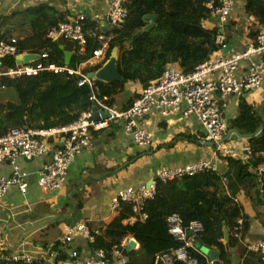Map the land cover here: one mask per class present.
I'll return each mask as SVG.
<instances>
[{"label": "trees", "instance_id": "16d2710c", "mask_svg": "<svg viewBox=\"0 0 264 264\" xmlns=\"http://www.w3.org/2000/svg\"><path fill=\"white\" fill-rule=\"evenodd\" d=\"M209 1L125 0L127 16L124 23L111 26L108 32H101L99 23L87 17L83 22L84 51L72 55L67 65L62 49L66 43L47 38L52 28L67 21L64 15L60 16L52 9L40 5L17 16L11 14L1 18L0 38L16 39L20 54H46L35 63L71 69L90 59L93 51L105 44L102 63L84 70L82 73L85 74L100 69L115 49L121 80L96 83L99 98H106L104 103L113 107L127 84H140L144 89L172 65H176L182 74H190L197 66L209 61L214 53L223 50L217 41L221 28L203 26L210 18ZM245 10L264 21V0H246ZM147 15L156 17L152 26L151 21L143 20ZM15 17L17 19L13 21ZM25 29H29L31 35L22 36L27 34ZM15 63V57H7L0 61V70L11 68ZM78 80L75 74L49 71L35 76L0 77V138L15 128L48 130L66 126L83 112L92 111L94 103L90 94L76 86ZM226 126L227 132L235 130L238 135L251 136L246 139L252 153L247 162L218 156L226 164L225 173L204 169L166 182L156 179L155 194L151 199L140 203L119 201L107 222L89 224L93 236V241L88 242L90 252L93 255L102 253L103 264H112L117 260L114 251L119 250L126 264H132L130 259L138 255L162 256L182 248L184 243L170 233L168 219L176 215L186 229V237L193 240V247L187 252L196 264L209 261L200 248L215 251L222 264H264L261 256L245 243L251 217L236 201L240 190H244L251 201V193H260L257 168L264 166V105L257 107L241 95L236 116ZM185 138L193 142L197 139ZM143 215L146 216L144 219ZM238 220H241L240 224ZM194 223L200 228L197 233L189 230ZM124 239H132L136 246L121 247ZM65 245L62 241L55 242L50 248L46 246L45 255L31 264H58L67 260ZM52 252L58 253L53 261L48 257Z\"/></svg>", "mask_w": 264, "mask_h": 264}, {"label": "crops", "instance_id": "0c3cea01", "mask_svg": "<svg viewBox=\"0 0 264 264\" xmlns=\"http://www.w3.org/2000/svg\"><path fill=\"white\" fill-rule=\"evenodd\" d=\"M40 5L54 10L60 16L64 15L67 20L80 14L91 19L97 16L95 21L99 23L101 32H108L112 28L106 15L109 9L108 0H0V19L11 14L17 16ZM245 6L246 0H232L226 23L220 29L228 50L226 54L222 53L223 50L214 53L210 60L219 55L229 57L240 54L258 46L257 36L264 35V21L261 22L246 12ZM16 19L17 17L13 18V21ZM203 26L212 29L218 27V24L210 17L203 22ZM25 31L27 34L22 36L32 33L29 29ZM69 43L64 53L69 52L71 58L74 45L69 47ZM103 59L104 54L99 59L82 62L77 70L83 72L99 65ZM253 62L262 65L263 81L259 89L243 95L247 102L262 107L264 50L260 54L241 59L235 76L243 77ZM142 90L140 84H127L124 92L116 97L113 107L117 110L129 108ZM240 96L232 95L222 100L227 125L236 116ZM139 125L150 135V146H137L130 134L123 130L121 121L110 122L107 128L98 132L91 130L90 147L82 150L69 162L67 181L60 190L44 192L37 185V174L49 162L51 153L32 161L17 159L20 170L25 173L27 191L22 195L17 187H11L0 198V250L42 258L55 242L63 241L66 230L81 223L89 226L90 223L107 222L113 214L110 202L114 196L128 187L149 186L161 169L212 162L216 166L215 170L220 173L227 171L225 162L214 158L213 146L203 141V128L196 117L184 116L181 110L169 112L167 115L152 111ZM182 135L184 137H179ZM187 136L197 139L193 142L185 138ZM230 139L237 149L246 144V139L234 134ZM54 145L57 147L59 142L54 141ZM11 172L12 168L8 163L0 164V178L11 176ZM251 194L253 201L246 196L244 190L236 195V201L251 217L250 229L245 237V243L249 245L264 238V194ZM46 246L49 247L46 249ZM71 248L78 251L81 260H95L84 237L74 235L73 241L65 245L64 250L68 253ZM130 260L132 264H162L156 262V256L151 255H138ZM115 261L112 264H117V260ZM176 263L170 261L166 264Z\"/></svg>", "mask_w": 264, "mask_h": 264}, {"label": "built area", "instance_id": "2783aa9c", "mask_svg": "<svg viewBox=\"0 0 264 264\" xmlns=\"http://www.w3.org/2000/svg\"><path fill=\"white\" fill-rule=\"evenodd\" d=\"M109 9L107 12L108 23L112 27H117L124 23L127 10L124 6L125 0H108ZM210 10V17L217 21L218 27L226 23L227 16L232 7V0H210L207 3ZM83 14L61 22L55 28H52L47 38L52 41L63 40L66 44L71 42L75 48L72 54L79 55L84 51L86 38L83 34V22L86 20ZM98 17L94 16L92 20ZM218 43L224 49L225 38L221 33L217 37ZM258 46L251 47L245 52L234 54L229 57L219 55L214 59L204 62L197 66L190 74H182L174 65L168 66L162 76L145 87L140 96L135 99L132 105L124 110H117L104 103L106 98H99V89L96 85L101 82L95 78H89L88 74L82 73L76 69L57 67L54 65H42L32 61L29 63H15L11 68L0 70V77L17 78L21 76H35L40 72L49 71L54 73L67 72L79 77L76 86L81 88L87 86L89 89L90 100L96 107L97 117L94 118L93 111L83 112L74 122L48 130H25L12 129L0 138V164L8 163L11 168V176L0 178V198H2L8 189L17 187L22 195L26 194L27 184L25 182V173L17 164V159L32 161L36 158L50 155V160L37 174V185L44 192L60 190L67 181L69 162L82 150L90 147V131L103 130L110 122L121 121L123 130L130 134L133 142L137 146H150L151 138L148 133L140 127L141 120L152 111H158L162 115L169 112L182 111L184 116H194L200 122L203 128V141L213 144L214 158L218 156L229 157L247 162L251 158V149L246 143L240 149H237L234 143L229 139L222 142L227 134V126L224 119V105L222 100L232 95H243L245 92L257 90L261 87L262 65L257 62L250 64L245 75L241 78L235 76L237 64L243 58H249L251 55L260 54L264 50V35L257 37ZM66 44L62 46L64 50ZM106 45L103 44L93 51V59H99L103 56ZM22 55L16 48V39L0 38V61L7 57ZM40 59L45 58L46 54H40ZM39 59V60H40ZM107 113V117L103 115ZM53 140V141H52ZM54 141L59 142L56 147ZM204 169H216L212 162H200L175 169H161L157 172L156 178L149 186H139L137 188L128 187L120 191L111 199L110 208L113 211L119 204V201H135L140 203L145 199H151L155 194V181L166 182L176 177L193 175ZM264 166L257 168V174L260 181V193L264 194ZM143 219L146 217L142 216ZM170 233L174 238L184 243L182 248L173 250L165 255L156 256V262L166 264L174 261L183 264H196L191 260L187 249L193 247V240L186 237V229L182 227L178 216L173 215L168 219ZM241 223V220H238ZM191 233H197L200 228L194 224L189 226ZM74 235L84 237L87 242L93 241L89 228L86 223H81L73 229L66 230L63 242L71 244ZM132 239H124L121 247H129ZM136 246V243L135 245ZM250 250L258 253L264 262V238L250 245ZM58 256L57 252L49 254L51 261ZM69 258L58 264H103L102 253L94 255L95 260L84 261L78 257V251L71 248L68 251ZM117 264H126V259L122 257L119 250L114 251ZM39 257H31L24 254H10L0 250V264H31ZM207 264H222L221 260H209ZM237 264H240L239 262Z\"/></svg>", "mask_w": 264, "mask_h": 264}, {"label": "water", "instance_id": "95a60500", "mask_svg": "<svg viewBox=\"0 0 264 264\" xmlns=\"http://www.w3.org/2000/svg\"><path fill=\"white\" fill-rule=\"evenodd\" d=\"M143 20L145 22L151 21L150 26H152L156 20V17L152 16V15H147L143 18ZM69 47H72L71 42L69 43ZM227 50H228V46H227V48L225 46L222 53L226 54ZM15 59H16V63L21 64V63H29L32 61L39 60L40 56L34 55V54H25V55H18V56H16ZM64 59H65V64L67 65L70 61V53L69 52L64 53ZM88 77L98 79L104 83H111L113 81H120L121 80V77H120L118 70H117V67H116L115 49H113L109 60L100 69H98L96 72L88 74ZM81 89L83 91H85L86 93H89V89L87 86L81 87ZM96 110H97L96 107H93L92 111L94 113L93 114L94 118L97 117ZM103 115L105 117H107V113H103ZM232 134L236 135L237 137L243 138V139H248L251 137V136H241V135H238L235 130H230L227 132V134H226L225 138L222 140V142L228 141ZM207 144L213 146V144H211V143H207ZM134 245H135V242L132 241V242H130L129 247H134ZM200 251L202 253H204L206 256H208V258L210 260H216L217 259V253L213 250H207L205 248H200Z\"/></svg>", "mask_w": 264, "mask_h": 264}, {"label": "rangeland", "instance_id": "374dc122", "mask_svg": "<svg viewBox=\"0 0 264 264\" xmlns=\"http://www.w3.org/2000/svg\"><path fill=\"white\" fill-rule=\"evenodd\" d=\"M38 55V54H37ZM40 55V54H39ZM208 257V256H207ZM208 260H210V259H208Z\"/></svg>", "mask_w": 264, "mask_h": 264}]
</instances>
